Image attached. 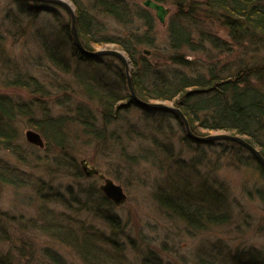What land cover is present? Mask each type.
Returning <instances> with one entry per match:
<instances>
[{"label": "trees", "instance_id": "trees-1", "mask_svg": "<svg viewBox=\"0 0 264 264\" xmlns=\"http://www.w3.org/2000/svg\"><path fill=\"white\" fill-rule=\"evenodd\" d=\"M39 1L13 0V5L6 6L1 13L0 87H22L45 97L53 93L49 86L66 89L68 82L64 79L58 85L54 84L56 80L53 81V75H65L73 78L88 103L81 100L71 102L67 94L56 96V103L68 108V114L56 115L48 111L47 106H36L35 98L28 102L15 101L8 93L0 92V145H15L13 121L19 114H25L29 124L61 148L73 127H80L85 134L98 140L107 138L109 132L118 140L116 129L109 131L108 126L134 106L153 115L150 117L160 116L159 124L165 117L173 116L182 125L170 110L138 104L128 91L122 62L110 54L87 55L81 52L71 40V19L66 10L58 4ZM71 1L83 47L92 51L113 44L126 53L131 62L132 87L138 98L173 103L185 114L193 132L221 130L241 135L264 157V0H156L168 2L170 6L167 40L164 50L160 49L166 61L158 65L150 62L142 51L146 46L155 56L158 55L155 18L151 9L138 0ZM46 5L49 6L46 9H50L48 12L54 13L56 22L38 24L39 14L47 11L43 10ZM102 15L123 23L129 28L128 32L111 34L106 31ZM211 22L223 26L228 39L204 27ZM35 33L36 44L28 48L29 37ZM7 42H12V47ZM16 44L21 47L19 54L14 48ZM194 54L198 55L190 56ZM156 128L161 130L160 125ZM184 139L195 141L188 136ZM224 140L237 148L235 165L253 164L264 178V168L251 151L236 141ZM155 142L152 139V147L156 146ZM152 149L146 147V155L132 153L130 161L143 158L157 163V159L162 160L161 156L156 158L157 155L148 153ZM161 154L168 156L165 152ZM192 164L193 161L189 166ZM78 171L82 175L81 170ZM185 172L190 173L189 170ZM13 176L9 171L0 170L2 181L17 182L15 177L18 176ZM180 177L177 184L181 186L174 184L166 189L158 186L154 191L155 200L164 212L179 217L196 229L234 222L227 187L203 177L195 184L198 193L195 198L185 194L194 184ZM255 184L253 189L246 191L254 193L260 207H264V185ZM96 194L92 199L98 200L107 210L111 209L113 202L101 190ZM242 219L247 220L244 216ZM108 221L113 231L118 229L114 219ZM47 222L44 230L71 245L84 264H128L125 241L115 235L99 237L85 227L81 230L67 224ZM260 226H264V221ZM6 233L0 224V241L7 238ZM28 253L23 251L21 255H15L10 249L1 251L0 264H30ZM228 254V261L224 258L228 264H264V249L242 247ZM151 255L149 252L142 257L141 264H168L161 259L152 260ZM51 259L55 264H63L56 256Z\"/></svg>", "mask_w": 264, "mask_h": 264}, {"label": "rangeland", "instance_id": "rangeland-1", "mask_svg": "<svg viewBox=\"0 0 264 264\" xmlns=\"http://www.w3.org/2000/svg\"><path fill=\"white\" fill-rule=\"evenodd\" d=\"M68 1L73 5L71 0ZM142 1L138 0L141 4ZM163 4L170 11L169 3ZM8 5H13V0H0V17ZM47 7L43 9L47 11L39 14L38 24L43 21L56 22L54 13L48 12L50 9ZM151 12L155 18L158 55L155 56L146 46L142 47V51L150 62L158 65L166 61L160 49L164 50L167 40L169 12L163 21L156 17L154 10ZM101 18L107 25L106 31L111 34H125L129 30L113 18L103 15ZM208 24L204 26L207 30L228 39L223 26L215 22ZM7 43L12 47V42ZM35 44L36 33L29 37L27 46L30 48ZM112 47L115 46L106 44L97 49ZM14 48L16 53L21 52L20 45L16 44ZM144 50H148V53ZM124 55L130 65L129 57L126 53ZM53 77V81L56 80L54 84L63 79L68 82L66 89L49 86L53 93L45 97L34 95L22 87H0V92L8 93L15 101L28 102L35 98L36 106H47L48 111L56 115L63 112L68 114L67 106L56 103V96L67 94L71 102L81 100L88 103L73 78L58 74ZM36 110L39 112L37 107ZM150 116L153 115L144 113L140 106L122 113L108 126L109 131L116 129L118 140L110 132L107 138L98 140L85 134L80 127H73L62 148L42 136L29 124L25 114L16 116L13 121L16 128L15 145H0V170L9 171L13 177L18 176L15 177L17 182H6L0 178V224L7 232V238L0 241V252L9 249L15 255H21L23 251L30 252L26 255L31 257L30 264H55L51 256L61 259L63 264H84L71 245L44 230L47 221L81 230L85 227L96 232L99 237L115 235L117 239L125 241L124 252L128 256V264H141L142 257L149 252L152 260L161 259L168 264H228L224 258L228 261V252L231 250L242 247L264 249V226H260L264 221V207H260V201L254 193L248 194L246 191L253 189L255 183L264 185V178L255 165H235L237 148L224 139H215L210 143L186 141L183 126L173 116L165 117L160 124L157 121L160 116ZM158 125L161 130L156 128ZM27 129L40 133L43 146L26 140ZM223 132L202 129L196 134ZM151 138L156 141V149H152L155 147H152ZM146 147L152 149L148 153L157 155L156 158L161 156L162 160L157 159V163L143 158H138L137 162L130 161L132 153L145 154ZM162 152L168 156H162ZM81 159H86L87 165L97 167L99 172L120 184L126 199L119 205H112L109 210L101 206L98 200L92 199V196L96 197L103 181L97 174H83ZM192 161L193 166L190 167ZM188 170L190 173L185 172ZM179 177L194 184L187 188L185 194L195 198L198 194L195 184L203 177L206 181L213 180L227 187L229 209L235 216L234 222L196 229L179 217L164 212L155 200L154 191L158 186L166 189L177 184L180 182ZM240 215L247 220H243ZM107 218L110 221L114 219L115 224H118L117 230L113 231Z\"/></svg>", "mask_w": 264, "mask_h": 264}, {"label": "water", "instance_id": "water-1", "mask_svg": "<svg viewBox=\"0 0 264 264\" xmlns=\"http://www.w3.org/2000/svg\"><path fill=\"white\" fill-rule=\"evenodd\" d=\"M46 2H51L58 4L65 8V10L68 12L71 24H70V36L73 44L83 53L87 55H97V54H110L116 56L123 64L124 66V73L126 77V84L128 91L130 95L133 97V99L142 106H150V107H157V108H163L170 110L174 112L178 118L180 119L183 129L186 133V136L189 138L195 140V141H202V142H208L215 139H230L233 141H236L243 146H245L249 151H251L254 156L259 160L262 167L264 168V157L258 150L256 146H254L252 143L248 142L246 139H244L241 135L238 134H229L226 132L223 133H215V134H208V135H199L192 131L190 128L189 122L185 116V114L182 112L180 107L174 105L173 103H167L165 101H144L137 97L135 94L131 78H130V65L128 64L127 58L124 55V52L120 50L119 48L112 47V48H99L96 50H86L79 38L77 27H76V18H75V9L74 6L68 1V0H41ZM142 4L144 6H147L155 11L156 17L163 21L164 17L168 14L169 8L168 6L164 5L162 2H158L156 0H143ZM148 53V50H144ZM25 137L26 140L30 143H34L39 146H43V141L41 138V135L39 132L33 130V129H27L25 131ZM81 166L83 167L84 174L86 176L97 174L99 178L102 179V184H100L99 189L105 194V196L110 199L114 205H119L126 199V194L122 189V186L120 184L115 183L111 178L106 177L103 173L98 171V168L91 165H87L86 159H81L80 161Z\"/></svg>", "mask_w": 264, "mask_h": 264}, {"label": "flooded vegetation", "instance_id": "flooded-vegetation-1", "mask_svg": "<svg viewBox=\"0 0 264 264\" xmlns=\"http://www.w3.org/2000/svg\"><path fill=\"white\" fill-rule=\"evenodd\" d=\"M82 167V166H81Z\"/></svg>", "mask_w": 264, "mask_h": 264}]
</instances>
